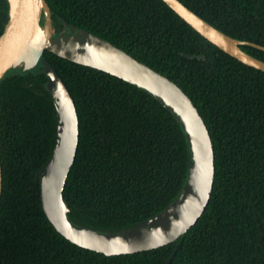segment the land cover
I'll return each mask as SVG.
<instances>
[{"label":"trees","instance_id":"obj_1","mask_svg":"<svg viewBox=\"0 0 264 264\" xmlns=\"http://www.w3.org/2000/svg\"><path fill=\"white\" fill-rule=\"evenodd\" d=\"M181 1L227 34L264 45V0ZM47 2L54 32L70 22L101 35L192 98L212 138L213 186L201 215L174 241L119 254L74 243L41 200L39 174L57 141L47 76L41 62L11 69L0 79V264H164L175 249L169 264H264V70L218 47L164 0ZM8 9L0 0V34ZM240 46L264 60V49ZM44 55L64 79L79 118L63 189L70 218L117 230L164 209L189 165L178 117L121 77L48 49Z\"/></svg>","mask_w":264,"mask_h":264},{"label":"water","instance_id":"obj_2","mask_svg":"<svg viewBox=\"0 0 264 264\" xmlns=\"http://www.w3.org/2000/svg\"><path fill=\"white\" fill-rule=\"evenodd\" d=\"M7 1L9 18L0 34V79L11 69L27 71L41 62L47 76L44 85L56 108L57 141L46 166L39 174L42 206L48 218L60 233L74 243L106 254L150 249L177 239L203 212L210 197L215 173L210 131L192 98L166 74L101 35L70 22H65L66 31L60 28L54 32L47 0ZM164 1L218 47L244 63L264 70V60L240 46L247 43L264 49V45L227 34L181 0ZM203 25L237 39V49L217 40L206 32ZM45 49L78 63L102 69L146 89L159 97L178 117L187 140V175L175 198L148 220L131 227L107 230L92 228L70 218L63 189L77 150L79 118L73 96L62 76L44 55ZM1 192L0 153V200ZM175 250L164 264H169Z\"/></svg>","mask_w":264,"mask_h":264},{"label":"bare ground","instance_id":"obj_3","mask_svg":"<svg viewBox=\"0 0 264 264\" xmlns=\"http://www.w3.org/2000/svg\"><path fill=\"white\" fill-rule=\"evenodd\" d=\"M202 27L206 30V32H208L211 35H213L217 40H219L223 44H226V45H228L230 47H233V48L237 49V39H234L232 37H229L228 35H225L224 33L216 31L212 27L205 26V25H203Z\"/></svg>","mask_w":264,"mask_h":264},{"label":"flooded vegetation","instance_id":"obj_4","mask_svg":"<svg viewBox=\"0 0 264 264\" xmlns=\"http://www.w3.org/2000/svg\"><path fill=\"white\" fill-rule=\"evenodd\" d=\"M62 29L64 30V31H66L67 29H66V27H65V24H64V26L62 27Z\"/></svg>","mask_w":264,"mask_h":264}]
</instances>
